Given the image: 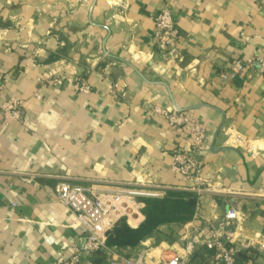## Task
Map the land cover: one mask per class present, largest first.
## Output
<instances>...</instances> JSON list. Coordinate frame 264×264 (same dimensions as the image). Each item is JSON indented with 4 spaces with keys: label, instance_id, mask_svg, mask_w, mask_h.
<instances>
[{
    "label": "crops",
    "instance_id": "0c3cea01",
    "mask_svg": "<svg viewBox=\"0 0 264 264\" xmlns=\"http://www.w3.org/2000/svg\"><path fill=\"white\" fill-rule=\"evenodd\" d=\"M163 9L179 32L172 63L155 41L154 17ZM260 55L264 0H0V70L8 81L0 89V264H57L82 251L84 230L55 201L56 176L157 181L179 192L191 186L171 170L173 153L187 148L186 132L148 116L149 105H177L207 130L201 160L214 191L189 223L159 230L179 239L189 224L199 245L235 207L241 219L228 231L237 260H260ZM81 84L90 92L77 90ZM11 96L23 102V115L6 122L1 105ZM229 131L250 139L256 155L234 148ZM152 241L117 253L133 256Z\"/></svg>",
    "mask_w": 264,
    "mask_h": 264
},
{
    "label": "built area",
    "instance_id": "2783aa9c",
    "mask_svg": "<svg viewBox=\"0 0 264 264\" xmlns=\"http://www.w3.org/2000/svg\"><path fill=\"white\" fill-rule=\"evenodd\" d=\"M154 23L157 47L165 61L175 62L179 32L171 11L163 9L157 13ZM256 62L259 75L264 79V56H258ZM233 69L240 73L244 70V64L237 61ZM7 87L8 81L0 70V89L6 91ZM76 89L82 93L90 92V87L86 84L76 85ZM151 107L146 109L150 110L151 115L164 120L171 130L183 129L187 134V148H180L173 153L171 170L191 184L184 192L197 195L199 211L204 196L214 192L211 183L205 178L204 163L201 160V154L208 149V132L185 113L175 109L169 111L158 105ZM1 111L6 122L20 120L23 115L22 101L11 96L3 101ZM228 138L234 148L245 149L252 156L256 155V146L246 136L229 131ZM109 185L111 184L103 187L92 182L84 184L71 178H64L56 183L55 201L71 212L76 224L84 230L85 237L82 251L74 250L69 258L60 259L57 264H97L100 258V264H264V237L257 249L260 260L238 262L231 233L228 231V228L241 219L235 207L226 211L219 223L218 232L204 236L199 245L189 238L188 224L185 233L173 244L163 242L156 248L144 247L130 257L120 255L107 244L112 229L123 218H127L131 228H139L145 220L144 200H163L173 189L150 183ZM138 216L143 219L133 225L132 221Z\"/></svg>",
    "mask_w": 264,
    "mask_h": 264
},
{
    "label": "trees",
    "instance_id": "16d2710c",
    "mask_svg": "<svg viewBox=\"0 0 264 264\" xmlns=\"http://www.w3.org/2000/svg\"><path fill=\"white\" fill-rule=\"evenodd\" d=\"M144 204L145 220L140 227L133 229L125 221H120L108 235L109 247L133 248L154 235L162 226L189 223L195 217L198 197L193 193L171 191L163 200L146 199ZM142 219V216H138L132 224ZM101 262V258L97 260V264Z\"/></svg>",
    "mask_w": 264,
    "mask_h": 264
},
{
    "label": "rangeland",
    "instance_id": "374dc122",
    "mask_svg": "<svg viewBox=\"0 0 264 264\" xmlns=\"http://www.w3.org/2000/svg\"><path fill=\"white\" fill-rule=\"evenodd\" d=\"M58 82H59L58 79H53L49 83H51V84H57ZM22 104H23V102H22ZM153 106H155V105H149L148 107L153 108ZM146 112H147L148 116L154 117V118H158V117H156L154 115H151L150 114V110H146ZM19 174L21 176H23V177L25 176L27 178H28V176H39L37 174H31V173H25V172H19ZM64 178H70V177H68V176H62V175L55 177V179H56L57 182L60 181V180H62V179H64ZM89 181L92 182V183H95L97 185L103 186V187L107 186L108 183L111 184L109 186H112V185H121V184H128V183L111 181V180H107V179H103V178L95 179V180H89ZM137 183H150V184H158V185H160L157 181H148V180H141V181L132 182V184H137ZM121 221H125L128 224L127 218H123ZM149 238H151L153 240L151 242L149 248H156L157 246H159L163 242H169L170 244H173L174 242L177 241L176 238L175 239L173 238V233L169 229H167V228H163L161 230H158L154 235H152Z\"/></svg>",
    "mask_w": 264,
    "mask_h": 264
},
{
    "label": "water",
    "instance_id": "95a60500",
    "mask_svg": "<svg viewBox=\"0 0 264 264\" xmlns=\"http://www.w3.org/2000/svg\"><path fill=\"white\" fill-rule=\"evenodd\" d=\"M103 51H104V53H105L108 57H112V56L107 52V49H106L105 47H104ZM127 64H128L129 66H131V67L134 68V66H132L131 64H129V63H127ZM134 69H136V68H134ZM199 83L203 85V82H202L201 80H199ZM168 109H169V111H172L173 109H175L177 112L183 113V111H182L181 109H179V107H177V105H174V107H169ZM84 242H85V239H84ZM114 250L117 251L118 249L115 248Z\"/></svg>",
    "mask_w": 264,
    "mask_h": 264
}]
</instances>
